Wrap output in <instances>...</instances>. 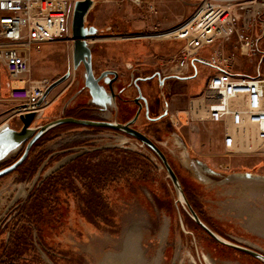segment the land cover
I'll list each match as a JSON object with an SVG mask.
<instances>
[{
  "label": "rangeland",
  "instance_id": "obj_1",
  "mask_svg": "<svg viewBox=\"0 0 264 264\" xmlns=\"http://www.w3.org/2000/svg\"><path fill=\"white\" fill-rule=\"evenodd\" d=\"M194 10V1L189 0H162L154 8L147 5L137 7L129 2L96 4L86 18L87 26H95L99 30L92 38L93 68L96 74L103 70H117L128 76L131 70L126 69V65L130 67L129 64L139 68L136 75H150L157 68H161L165 74H172L171 68L175 67L178 52L185 42L160 41L152 35L178 26ZM71 19L72 14L69 19V36L65 40L45 43L29 51V78L32 81L46 82L49 86L70 72V77L50 92L47 96L48 103L45 104L47 107L52 102L56 103L54 115L60 114V118L72 112L65 109L62 113L63 105L68 103L70 106L82 101V107L90 101L81 72L74 70ZM262 20L264 21V15ZM218 52L221 63L225 66L229 60L223 49ZM201 55L210 57L208 54ZM197 71L195 79L188 80V84L183 83L189 87L188 91L181 92L177 89L180 82L169 80V93H172L165 95L164 99L156 80L140 84L143 93L155 106L152 116L157 118L160 114L163 100L171 103V113H174L175 110H186L191 100L203 95L213 71L210 66L203 64L197 65ZM8 81L7 73L0 64V128L9 124L13 129L20 130L23 124L19 115L23 111V104L10 99ZM121 96L124 101H128L127 107L131 108L128 117H117L116 103L106 113L91 111L92 116L98 120L123 123L133 119L136 114L133 99L138 97L136 87L132 85ZM47 117L48 112L44 109L34 127L48 123ZM205 121H188L186 114L181 113L150 121L142 113L133 127L147 135L163 130L165 135L155 141L182 178L186 193L190 195L204 220L228 242L244 247L250 244L260 245L262 249L254 250L264 254V242L261 243L256 234L244 233L242 218L229 208L235 204L233 199L240 200L238 195L242 186L241 182L233 186L225 181V175L234 170L223 168L222 165L235 158L226 157V151L218 144L221 128ZM64 125L68 126L49 131L44 138L50 140L58 134L55 141L43 149L36 147L32 153L31 158L34 160L35 155L42 151L51 152L44 159V165H41L43 169L39 177L40 169L34 176L21 175L29 168V163L18 172L0 177V239L8 242L11 229H15L18 219L19 224L21 222V225H27L23 220L22 210L28 204L26 202L29 197L45 179L57 171L54 170L61 162H65L70 155L79 153L82 148H117L135 152L149 158L154 167L147 174L146 189L135 184L109 194L110 203H113L109 226L101 225L97 228L87 223L79 216L82 213L77 208L79 203L75 204L71 199L64 204L62 202L57 223L50 227L41 226L40 235L37 229H33V251L17 258V264H208L204 255L210 259L211 264H264L263 261L253 259L251 255L210 237L178 201L175 188L161 161L138 140L111 129L95 131L76 124ZM166 128H169L170 135ZM21 152L22 149L0 163V170L16 161ZM124 155L121 153V157ZM239 163L235 171L243 169L242 161ZM251 163L246 165L250 166ZM197 165L209 173L200 171L196 168ZM53 202L48 201V207H52ZM90 211V215L94 216L93 210Z\"/></svg>",
  "mask_w": 264,
  "mask_h": 264
},
{
  "label": "built area",
  "instance_id": "obj_2",
  "mask_svg": "<svg viewBox=\"0 0 264 264\" xmlns=\"http://www.w3.org/2000/svg\"><path fill=\"white\" fill-rule=\"evenodd\" d=\"M77 1L0 0V64L9 78V97L23 104L22 113H40L48 103L46 97L38 105L49 86L29 78V51L69 36V19ZM158 1L162 0H92V9L99 3L119 2L154 8ZM189 1H194L195 10L187 20L152 35L160 41L185 42L170 75L187 77L199 64L212 68L204 94L193 101L186 118L220 126L228 155L264 153V50L253 34L259 22L264 33V0ZM233 39L243 54H260L262 67L256 75H234L221 66L218 51ZM207 49L209 59L201 55Z\"/></svg>",
  "mask_w": 264,
  "mask_h": 264
},
{
  "label": "trees",
  "instance_id": "obj_3",
  "mask_svg": "<svg viewBox=\"0 0 264 264\" xmlns=\"http://www.w3.org/2000/svg\"><path fill=\"white\" fill-rule=\"evenodd\" d=\"M80 107L81 105L75 107L71 114L67 116L84 120H98L92 116L91 110L85 109L86 105ZM62 126L68 125H59L49 131L60 129ZM91 129L97 130L95 128ZM48 132L34 144L29 158L15 172H18L29 163V168L25 170L24 174L21 173V175L29 177L36 174L49 153L42 151L43 153L35 155L34 160H30L35 148L39 147L43 149L48 142L59 136L56 134L52 139L45 140L44 138H46ZM121 153L125 155L121 157ZM169 163L171 164V162ZM171 166L181 183L187 200L197 215L207 226L219 234L204 220L190 195L186 193L182 178H180L172 164ZM153 167L152 161L146 156L131 151H121L117 148L98 149L78 156L45 179L35 193L29 197L28 202H26L28 204L22 210L24 215L23 220L27 225H21V222L19 224L20 219H18V223L15 224V229H17H11L12 232L8 242L5 239H0V264H17V258L19 259L23 255H27V252L30 250L33 251L31 248L33 245V229H37L40 235L41 226L50 227V225L57 223L56 221L59 220V207L60 205L63 207L62 202L63 204L69 202V199L73 200L75 204L79 203L77 208L79 207L82 211L79 216L87 223L97 228L101 225L109 226V219H111L110 216L112 215L111 205L113 208V203H110L111 196L109 194L112 195L124 187L130 188L135 184H139V188L146 189L147 174L150 173ZM48 201H54L52 207H48ZM90 210H93L94 216L90 215L89 212H92Z\"/></svg>",
  "mask_w": 264,
  "mask_h": 264
},
{
  "label": "water",
  "instance_id": "obj_4",
  "mask_svg": "<svg viewBox=\"0 0 264 264\" xmlns=\"http://www.w3.org/2000/svg\"><path fill=\"white\" fill-rule=\"evenodd\" d=\"M93 7L92 0H80L75 3L72 19H71V35L73 40V65L75 71H80L82 75L84 89L88 91L90 96L89 104L92 106L107 109L109 106H114L116 98H123L121 95L129 90L128 88H123L120 91H117L116 81L118 79L117 73L114 71H104L100 74H96L93 68L92 60V50L93 42H90L89 39L93 36H96L99 33V30L95 26H87L86 18ZM110 75H113L114 78H109ZM70 77V72L66 73L63 77L54 81L46 90L45 97L39 101L38 105L40 106L44 99L50 94V92L56 88L58 85L62 84ZM147 80V79H144ZM135 87L138 91V97L134 100L135 104L138 105V111L135 117L127 122L126 124H121L113 121H94V120H84L76 119L72 117H64L60 119L52 120L46 123L43 126L34 127V124L38 120L40 113L42 112H30V113H21L19 119L22 121V128L20 130L13 129L9 124L4 125L0 128V163L6 161L14 153H17L24 146V143L29 140L26 145L23 155L12 165L3 168L0 170V177L8 175L14 172L28 157L31 147L34 143L47 131L53 127L62 125V124H76L84 127L92 128H106L115 131L124 132L125 134L131 136L132 138L138 140L145 148H148L152 154L158 157L161 161L168 177L170 178L177 197L178 201L184 205V208L188 211L191 218L213 239L217 242L230 246L236 250L244 252L252 257L259 259L264 262V255L252 250L250 248L239 246L233 243L228 242L223 239L219 234L214 232L209 226H207L197 215L191 204L186 198V195L183 191L181 183L173 170L171 164L169 163L167 156L161 150L159 144L151 138L149 135L143 133L141 130L136 129L133 125L137 122L140 112L142 110V100L147 109V117L150 120L157 121L167 115L166 112L159 116L158 118H150L149 108L147 104V99L143 95L141 87L136 83ZM163 85V81H162ZM167 108V106H166ZM100 149L97 148H82L81 151L77 154L70 155L65 162H61L54 171L60 169L62 166L66 165L76 157L93 150ZM200 163V162H199ZM43 167L40 168L38 177L41 175ZM37 177V179H38Z\"/></svg>",
  "mask_w": 264,
  "mask_h": 264
},
{
  "label": "crops",
  "instance_id": "obj_5",
  "mask_svg": "<svg viewBox=\"0 0 264 264\" xmlns=\"http://www.w3.org/2000/svg\"><path fill=\"white\" fill-rule=\"evenodd\" d=\"M253 34L256 37L257 44L261 50H264V33L262 32V24L259 22L257 24L256 29L254 30ZM223 52L226 54L227 59L229 60L228 63L225 64V66L221 65L225 70L231 72L234 75H246V76H254L256 75L259 70L262 67V61H261V56L260 54H251V55H245L243 54L239 46L237 44L236 39L231 40L230 42L226 43L223 48ZM203 54L210 55L211 50L207 49L203 51ZM206 59H209L210 57L203 56ZM198 71H195V73L192 76H187L184 78H181L178 82H180L177 85V89L180 90L181 92L183 91H188L189 87L183 85V83H187L188 80L195 79L197 76ZM213 74L211 72L210 76ZM167 82L166 85L164 86V89L161 92V95L164 97L165 95L168 96L172 92L169 93V88L170 85ZM188 84V83H187ZM9 87V86H8ZM205 91V89H204ZM144 94V93H143ZM183 94V93H182ZM187 94V93H185ZM144 96L149 100V97L144 94ZM199 97V96H198ZM165 98V97H164ZM197 98V97H194ZM200 99V98H197ZM167 101V100H166ZM194 100H191L189 103V106L186 110H175V112L171 113V103L167 101V108L169 109V113L172 115L175 114H185L187 110L191 107L192 103ZM202 101V100H201ZM81 104L82 101L76 102L73 105H70L67 103L61 107V112L63 113L65 109L72 110L75 108L77 104ZM151 103V101H150ZM202 103V102H201ZM203 104V103H202ZM152 105L153 111L155 110V106ZM204 105V104H203ZM46 107V106H45ZM46 113L48 112V117L46 120L51 121L56 118H60V114L54 115V110L57 107L56 103L52 102L50 105L45 108ZM43 109V111H44ZM61 113V114H62ZM103 114V113H101ZM46 115V114H45ZM50 115V116H49ZM59 117H58V116ZM104 115V114H103ZM188 120V119H187ZM190 121V120H188ZM207 124L210 125H215L209 121H205ZM173 124V122H172ZM175 126V124H173ZM218 126V125H215ZM220 127V126H219ZM221 128V127H220ZM169 132V128H166ZM162 133V134H161ZM149 134V133H148ZM165 135V132L163 130H159L157 134L151 133L149 136H151L154 140L160 139ZM92 138V137H91ZM177 145H181L180 143L178 144L177 141H175ZM218 144L220 145L221 149L225 151L224 149V136L223 132L221 129V137L220 140L218 141ZM175 146V144H174ZM182 147V145H181ZM226 157H233L235 158L234 160L230 159L226 162L225 165H222L223 168H232L230 173L225 175V181H228L229 184L231 185H238L241 182V191L239 198L240 200H232V202H235L232 207H229L233 209L236 213L239 214V216L243 220V232L247 234H256L258 235L259 241H262L261 243L264 242V153H236L232 155L226 154ZM238 159V160H237ZM253 160V161H252ZM240 161H242L241 165L243 167L242 170L235 171V168H237L238 165H240ZM251 161L253 163H251ZM247 163H251L250 166H247ZM238 164V165H237ZM224 170V169H222ZM218 175V174H217ZM230 192V189L228 193ZM240 205H239V204ZM247 248H250L252 250L254 249H262V246H253V245H247ZM261 253V252H259ZM263 254V253H261ZM264 255V254H263ZM253 259H256L253 257ZM259 260V259H257Z\"/></svg>",
  "mask_w": 264,
  "mask_h": 264
},
{
  "label": "flooded vegetation",
  "instance_id": "obj_6",
  "mask_svg": "<svg viewBox=\"0 0 264 264\" xmlns=\"http://www.w3.org/2000/svg\"><path fill=\"white\" fill-rule=\"evenodd\" d=\"M95 36H93L92 38H94ZM120 39H123V38H120ZM120 39H118V40H120ZM92 55H93V52H92ZM92 60H93V57H92ZM94 66V65H93ZM129 66L130 67H128L127 65H126V69H130L131 70V72H130V74L128 75V76H126L125 75V73H123V72H121V71H117V70H108V71H114V72H116L117 73V77H118V79H117V81H116V87H117V91H120L121 89H123V88H131L132 87V85H134L135 86V81H137L136 83L140 86V84H142V83H147V82H153L154 80H156L157 81V84H158V88H160V89H164V86L166 85V83L169 81V80H174V81H179L180 80V78H178V77H176V76H172V75H170V74H165V72L161 69V68H157L156 70H154L152 73H150V75H136L135 74V72L137 71V70H139V68H135L134 67V65L133 64H129ZM95 71V70H94ZM104 71H107V70H103L102 72H104ZM101 72V73H102ZM96 73V72H95ZM109 78H111V79H113L114 78V76L113 75H110L109 76ZM144 79H147V80H144ZM162 81H163V85H162ZM141 87V86H140ZM137 89V88H136ZM142 89V88H141ZM143 92V91H142ZM144 95V94H143ZM161 96V95H160ZM122 97V96H121ZM137 98V97H136ZM136 98H134L133 100H135ZM147 99V98H146ZM163 99H164V97H163ZM115 101H116V114H117V117L118 118H121V119H124V118H126V117H128L130 114H131V112L129 111V110H131V108L129 109V107H127V100H125L124 101V98H116L115 99ZM164 102H163V108L161 109V112H160V114H158L156 117L158 118L159 116H161V115H163L165 112H166V109H167V115L166 116H168L170 113V111H169V109L168 108H166V106H167V101L166 100H163ZM123 102H124V104H123ZM140 102H141V104H142V110H141V112H140V114H142L143 113V115L144 116H146V118L148 119V120H150L148 117H147V109H146V105H145V103L142 101V100H140ZM82 104V103H81ZM80 103L79 104H77L75 107H77V106H79V105H81ZM133 104H135V102H133ZM147 104H148V108H149V116H150V118H155L154 116H152V114H153V108H152V105H151V103H150V101H148V99H147ZM136 105V104H135ZM110 107H112V106H109L107 109H103V108H98V107H95V106H92L91 104H89V102H88V104L86 103V108L85 109H88V110H91V111H93V110H95V111H99V112H107L108 111V109L110 108ZM74 109V108H73ZM72 109V110H73ZM137 111H138V105H136V113H137ZM136 115V114H135ZM165 116V117H166ZM67 117V116H66ZM72 118H74V117H72ZM77 119V118H76ZM132 120V119H131ZM94 121H107L106 119L105 120H94ZM130 120H127L126 122H117V123H121V124H126L127 122H129ZM150 121H153V120H150ZM50 122V121H49ZM136 124V123H135ZM134 124V125H135ZM62 125H64V124H62ZM74 125V124H73ZM133 125V126H134ZM57 127V126H56ZM54 128V127H53ZM87 128H92V127H87ZM95 129H100V130H102V129H106V128H95ZM51 130V129H50ZM96 131V130H95ZM113 131H115V130H113ZM48 132V131H47ZM46 132V133H47ZM46 133H44V134H46ZM43 134V135H44ZM42 135V136H43ZM41 136V137H42ZM40 137V138H41ZM59 137V136H58ZM57 137V138H58ZM39 138V139H40ZM57 138H55L54 140H52V141H50V142H48V144H50L51 142H53V141H55ZM38 139V140H39ZM37 140V141H38ZM36 141V142H37ZM29 142V140L27 141V142H25L24 143V146L21 148L22 149V152H21V154H20V156L16 159V161L23 155V153H24V151H25V148H26V145H27V143ZM35 142V143H36ZM34 143V144H35ZM47 144V145H48ZM46 145V146H47ZM34 146V145H33ZM32 146V147H33ZM32 147H31V149H32ZM46 148V147H45ZM31 149H30V151H31ZM49 153V152H48ZM49 154H51V152L49 153ZM29 155H30V152H29ZM29 155H28V157H27V159L29 158ZM26 159V160H27ZM30 159H32V158H30ZM25 160V161H26ZM16 161H14V162H16ZM24 161V162H25ZM13 162V163H14ZM23 162V163H24ZM12 163V164H13ZM22 163V164H23ZM12 164H10V165H12ZM21 164V165H22ZM9 165V166H10ZM42 165H44V163H42ZM8 167V166H7ZM42 166H40V168H41ZM6 168V167H5ZM39 168V169H40ZM17 170V169H16ZM15 170V171H16ZM14 171V172H15ZM14 172H12V173H14ZM204 259L208 262V264H211V261H210V259L207 257V256H205L204 255Z\"/></svg>",
  "mask_w": 264,
  "mask_h": 264
},
{
  "label": "bare ground",
  "instance_id": "obj_7",
  "mask_svg": "<svg viewBox=\"0 0 264 264\" xmlns=\"http://www.w3.org/2000/svg\"><path fill=\"white\" fill-rule=\"evenodd\" d=\"M89 41L92 42V41H94V40H92V38H90ZM39 118H40V115H39ZM39 118H38V119H39ZM196 168L199 169L200 171L204 172V173H207V172L209 173L208 170H206L205 168H203V167H201V166H199V165H197Z\"/></svg>",
  "mask_w": 264,
  "mask_h": 264
}]
</instances>
